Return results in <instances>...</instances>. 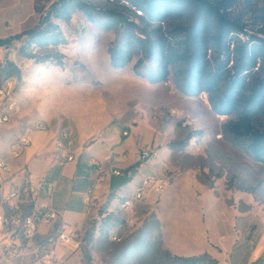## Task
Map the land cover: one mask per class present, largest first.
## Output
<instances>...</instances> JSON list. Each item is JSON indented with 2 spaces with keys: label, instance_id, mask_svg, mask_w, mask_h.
Returning <instances> with one entry per match:
<instances>
[{
  "label": "rangeland",
  "instance_id": "374dc122",
  "mask_svg": "<svg viewBox=\"0 0 264 264\" xmlns=\"http://www.w3.org/2000/svg\"><path fill=\"white\" fill-rule=\"evenodd\" d=\"M58 1L0 0V38L34 27ZM88 1L104 11L117 9L132 15L130 5L123 0ZM206 1L216 7L223 0ZM231 2L227 16L239 24L242 30L239 37L246 40L251 35L264 40V0ZM192 19V10L186 9L160 25L147 26L159 28L158 33L173 44L183 38L174 27L188 25ZM53 20L66 43L35 48L31 53L37 58L54 54V58H61V65L52 60L40 63L35 57H23L18 51L23 39L0 46V65L5 59L10 60L21 75L7 79L0 72V86L12 81L10 96L13 112L16 104V113L13 118L11 114L9 123L21 121V125L29 126L37 118L35 98L27 96L25 88L32 90L29 88L37 76L56 67L65 72L64 80L69 86H85V92L93 95L92 103H101L110 115L104 133L114 131L122 139L121 131H130L128 147L141 141L140 146L156 150L157 157L143 163L140 169L129 171L132 182L122 195L104 191L106 172L101 164L102 182L95 193L98 205L93 214L81 216V206L67 209L66 221L59 219L53 231L35 236L34 244H27L21 236L19 247L36 246L41 253L54 249L56 255L62 252L63 257L74 250L55 240L60 233H77L81 238L78 254L82 264H175L173 255L191 256L201 252L214 253L218 264H264V162L252 159L247 138H235L227 131V123L234 115L215 114L205 92L186 94L181 77L185 65L181 62L170 65L167 80L160 83L134 73L132 66L140 57L138 53H132L124 67L112 68L109 48L118 40L121 25L106 29L102 23L88 21L78 10L73 11L67 22ZM206 58L213 63L217 54L209 49ZM232 59L231 55L226 69L232 65ZM147 66L148 62H144L143 69ZM221 87L223 90L225 81ZM254 126L264 128V101ZM12 132L13 128L6 130L3 141L11 140ZM121 158V164H126L123 168L135 163L133 153L129 155L127 149ZM112 165L109 169L115 170ZM163 176L168 184L162 193H155L152 184ZM137 191L142 192V198L133 199L128 209L120 208L119 202ZM193 193H199V199L193 198ZM212 198L215 200L211 204ZM225 210L235 214L233 224L223 219ZM180 227L187 234L180 235ZM205 229L207 241L191 238L193 232ZM162 234L171 253L163 246ZM113 235L119 241H112ZM51 238L55 242L51 243ZM235 240L240 250L235 247L230 254ZM211 244L222 251L214 250ZM86 251L90 259L85 257Z\"/></svg>",
  "mask_w": 264,
  "mask_h": 264
},
{
  "label": "trees",
  "instance_id": "16d2710c",
  "mask_svg": "<svg viewBox=\"0 0 264 264\" xmlns=\"http://www.w3.org/2000/svg\"><path fill=\"white\" fill-rule=\"evenodd\" d=\"M123 1L130 5L132 15L117 9L101 10L88 0H59L34 27L0 38V46L23 39L18 49L23 57H35L36 62L40 63L52 60L56 65H61V58H54V54L37 58L31 53L35 48L66 43L59 25L53 19L67 22L73 11L78 10L88 21L102 23L106 29L121 25L118 40L109 48L112 68L124 67L130 62L132 53H138L140 57L132 66L134 73L152 83H160L167 80L170 65L183 63L185 66L181 70V77L185 93L196 95L205 92L215 114L234 115L227 123V131L235 138H247L252 159L264 162V128L254 126V119L264 101V40L251 35H247L246 40L239 37L242 31L239 24L227 16V8L233 0L218 1L216 7L206 0ZM186 9L192 10V22L174 27L183 34L181 40L172 44L158 33L159 28L148 29L147 25H160ZM209 49L217 54L213 63L206 58ZM231 55L232 65L226 69ZM144 62H148L145 69ZM0 68L4 78L21 76L20 69L10 60L5 59ZM139 164L134 163L131 167ZM130 180V177H126L119 185ZM113 186H116L114 182ZM85 257L90 259L88 251ZM171 259L175 264L218 263L207 252L191 256L173 255Z\"/></svg>",
  "mask_w": 264,
  "mask_h": 264
},
{
  "label": "crops",
  "instance_id": "0c3cea01",
  "mask_svg": "<svg viewBox=\"0 0 264 264\" xmlns=\"http://www.w3.org/2000/svg\"><path fill=\"white\" fill-rule=\"evenodd\" d=\"M55 68L37 76L35 82L29 88L32 90L25 88L26 95L34 96L35 98V103L38 108L36 109L38 111L36 119L44 120L48 125V130L45 132H28L27 124L21 125V121L12 124L9 122L0 124L2 136L6 130H12L13 128V132L11 134L9 133L13 136L12 139H15L20 134L27 133L31 141L26 152L18 160H10L6 157L5 148L6 144L12 139L5 142L2 137L0 159H5L9 163L11 172L9 174H0V192L7 191L12 182H19L24 172L32 173L47 182H55L57 185L52 203L59 218L52 224L41 225L36 237L53 231L59 219L66 221L67 209L71 210L72 208L81 206L82 210L79 212L81 216L85 217L82 196L97 176L96 166L91 165L89 162L91 158L98 160L106 172V180L102 186L104 191H115L119 195L124 194L123 191L132 182L131 176H128L129 171H135L139 166L140 168L142 167V164H139L137 167L132 168L131 166L133 164H131L123 168L126 164H121L123 161L121 154L125 149L128 150L129 155H132V153L139 149H144L140 146L142 144L141 141L140 143L136 142L133 147H128V144L131 143L130 131L126 130L127 135L125 136L122 134L124 131L122 130L120 134L122 139L119 133L117 135L114 131L104 133L105 129L109 127L107 122L110 119V115L101 103H92L94 102L93 95L85 92L87 90L85 86H69V83L64 80L66 79L65 72L58 71ZM12 113L13 118L16 113V104L15 111ZM22 117H25V114ZM63 128L69 129L76 140L75 160L60 165L58 163L57 151L54 147V139ZM113 163L116 165L113 166ZM111 165L120 172L119 175L116 176L110 173L112 172L110 171L112 169H109ZM126 177H130L131 180L119 185ZM113 182L116 186H113ZM199 197V193H193V198L199 199ZM214 200L215 198H212L210 203L212 204ZM2 208L0 206V212ZM227 212L226 210L223 212V219L229 224H233L236 216L229 211ZM180 233V235L187 234L184 232V229H181ZM193 233V237H191L193 240H208V232L206 229ZM162 236L164 248L166 247L165 249L171 253L167 248L168 243L166 238H164L163 234ZM180 239L181 237L179 236ZM20 240V234L14 233L12 239H10L8 232L0 226V264H47L44 257L46 251L44 253L38 252L39 248L36 246L19 247ZM236 241L230 247V254H233L234 248H238L239 246L236 245ZM30 243L34 244V241L32 240L28 244ZM49 245L52 246L51 243ZM211 248L222 251L217 246H214V244H211ZM237 250L239 251L240 248ZM62 251L64 250L62 249ZM61 254L62 252L58 253L57 257L62 264H82L81 257L77 251H73L72 253L67 252L63 257ZM208 254L211 255L210 253ZM213 255L215 254L213 253L211 257L217 259ZM217 261L219 262L218 259Z\"/></svg>",
  "mask_w": 264,
  "mask_h": 264
},
{
  "label": "built area",
  "instance_id": "2783aa9c",
  "mask_svg": "<svg viewBox=\"0 0 264 264\" xmlns=\"http://www.w3.org/2000/svg\"><path fill=\"white\" fill-rule=\"evenodd\" d=\"M12 81L7 80L4 85L0 86V124L9 122L10 116L14 110V103L11 101L10 89ZM48 130L47 123L42 119H36L27 128L28 132ZM127 135V131L122 132ZM31 141L27 133L20 134L6 144V157L10 160H18L27 150ZM76 140L73 133L67 129H61L54 139V147L57 151L58 163L63 165L75 160ZM2 145V135L0 132V147ZM157 157V151L153 149H139L133 153L135 163L143 164ZM90 164L96 166L97 176L94 182L86 189L82 196L84 204V213L89 216L93 214L98 205V199L95 195L96 190L100 187L102 178L100 173V162L94 158L90 159ZM11 167L5 159H0V174H9ZM113 175H119L120 172L115 169L111 172ZM168 184L167 177L163 176L152 184L155 193H162ZM57 185L55 182H47L32 173L24 172L19 182H12L7 191H2L0 195V206L3 207L0 212V226H2L10 235L20 234L31 242L38 234L39 228L43 224H52L57 221L59 215L53 207V197ZM142 198V192H135L131 198H125L119 202L120 208L128 209L132 205L133 199ZM61 240L64 245L72 247L74 251L79 250L81 238L77 233L64 234L60 233L55 241ZM112 241H119L115 235L111 236ZM22 243V239L20 240ZM53 238L50 242H55ZM10 246V244H8ZM13 245V243H12ZM47 264H62L54 252L49 250L45 254Z\"/></svg>",
  "mask_w": 264,
  "mask_h": 264
}]
</instances>
